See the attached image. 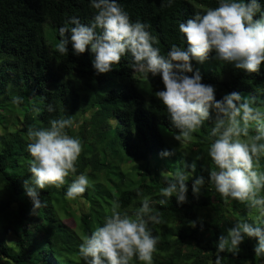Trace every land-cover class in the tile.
<instances>
[{"label":"trees","instance_id":"16d2710c","mask_svg":"<svg viewBox=\"0 0 264 264\" xmlns=\"http://www.w3.org/2000/svg\"><path fill=\"white\" fill-rule=\"evenodd\" d=\"M118 3L131 21L150 25L147 30L156 37L154 47L166 56L172 45L187 48L179 24L197 11L203 14L217 7L219 0H171V6L169 0ZM258 3L264 11V0ZM95 12L90 0H0V124H8L16 112L21 117L14 131H0V264H85L79 254L82 238L103 226L113 202L134 218L144 198L151 201L153 214L159 213L160 223L149 224L153 235L159 236L153 253L155 264H214L219 237L236 222H253L259 215L257 209L222 198L207 182L210 170H216L208 155L215 139L211 136L215 117L210 112V119L189 142H169L163 129L171 137L178 130L155 96L163 86L161 74L139 76L132 68L130 53L104 74L93 68L90 48L77 56L69 43V53L60 54L56 50L59 28L71 17L89 24ZM258 18L259 13L254 19ZM46 25L51 26V32ZM191 65L193 72L200 68L202 83L213 85L221 97L232 92L256 95V106L264 110V64L259 73H249L218 60L213 50L207 60L201 63L193 58ZM13 96L21 97L22 103L14 105ZM49 104L54 111H47ZM60 118L73 120V126L65 131L82 144L77 171L59 189L48 186L38 190L41 203L46 201L47 206L32 215L33 204L24 186L31 179L32 161L27 131L47 128L51 120ZM179 145L189 148L194 158H187ZM164 151L174 154L162 157ZM197 156L201 159L196 160ZM152 158L156 161L150 166ZM194 161L195 172L186 181L187 202L177 203L175 194L162 196L161 189L173 182L176 170L191 172ZM125 162L140 165L127 172L122 169ZM203 164L209 170L201 171ZM258 171L264 172V158ZM81 173L87 175L90 186L81 196L68 199L66 190ZM200 176L206 183L197 197L192 183ZM260 194L264 196V190ZM162 200L165 203L161 204ZM77 202L88 210L74 207ZM64 216L74 219L79 234L63 223ZM192 221L195 227L190 225ZM9 234L17 237L16 247L7 242ZM257 242L245 237L237 255L220 253L221 264H264V256L256 257L254 252ZM130 264L143 262L134 257Z\"/></svg>","mask_w":264,"mask_h":264},{"label":"clouds","instance_id":"9594fccd","mask_svg":"<svg viewBox=\"0 0 264 264\" xmlns=\"http://www.w3.org/2000/svg\"><path fill=\"white\" fill-rule=\"evenodd\" d=\"M90 6L96 10L92 22L85 24L77 17L69 18L59 28L61 39L56 50L62 55L67 54L71 43L73 54L79 56L90 48L94 54L92 66L98 74L110 72L128 53L133 58L135 71L146 76L161 74L164 90L155 92V96L165 106L171 124L178 130L174 138L180 144L189 142L192 134L210 119V110H214L211 136L215 139L208 155L216 170H210L207 182L214 185L222 198H231L259 211L255 221H238L226 235L219 237L214 264H221L220 253L237 255L245 237L256 238L255 255L264 256V227L261 226L264 224L261 219L264 217V196L260 194L264 190V172L258 171L264 158V110L256 106V95L242 96L232 92L217 100L215 87L202 83L199 71L193 72L191 65L193 58L202 63L214 50L218 60L232 64L236 69L259 73L264 64V11L258 0H219L217 7L208 8L203 14L197 11L193 18L179 24L187 48L172 45L166 56L154 47L156 37L147 30L150 25L131 21L118 0H90ZM168 6H171V0ZM257 13L259 18L254 19ZM12 103L18 105L22 98L13 96ZM47 111H54L51 104ZM49 124L47 128H29L27 131L31 141L27 151L32 161L29 167L31 179L26 180L24 186L33 204L32 215L47 206L46 201L41 203L38 190L48 186L61 188L66 178L76 173L75 165L82 152L80 139L65 131L73 126L71 118L54 119ZM253 127L255 134H250ZM173 154L174 151H164L161 156ZM199 159L197 156L196 160ZM190 167L191 172L176 170L173 182L161 189L162 196L171 198L175 194L177 203L187 202L186 181L195 172V161ZM205 183L203 176L194 179V196H199ZM89 186L87 175L81 173L69 184L66 196L75 199ZM150 205L151 201L144 198L133 218L120 211L118 202H113L111 214L105 217L103 226L82 238L79 254L85 264H130L134 257L143 264H152L159 236L153 235L149 224H159L160 220L159 213L153 214ZM190 225L195 227L196 222L192 221Z\"/></svg>","mask_w":264,"mask_h":264},{"label":"rangeland","instance_id":"374dc122","mask_svg":"<svg viewBox=\"0 0 264 264\" xmlns=\"http://www.w3.org/2000/svg\"><path fill=\"white\" fill-rule=\"evenodd\" d=\"M46 27H47V30H48L49 32H51V26H50V25H46ZM197 70H200V68H197ZM137 73H138L139 76H142V77H151V76H152L151 73H149L148 76H146L144 73H140V72H138V71H137ZM161 88H162L161 90H164V85H163ZM161 90H160V91H161ZM215 95H216V99H217V100H220V99L222 98V97L220 96L219 92H217V91L215 92ZM221 95H222V94H221ZM210 112H212V117L214 118V117H215V111H214V110H210ZM20 122H21V117H20V115L16 112V113L11 117V119H10L9 122H8V124H2V125L0 124V131H2V132H3V131H7V132L14 131V130L20 125ZM163 131L165 132V134H166V138L168 139L169 142H173V141L176 140V139L174 138V136H173V137L168 136V131H167L165 128L163 129ZM250 133H253V134H254L253 129L250 130ZM185 146H186V145H185ZM179 147L182 148V151L184 152V154L187 153V155H186L187 158H194V157L192 156V151H191L189 148L184 147V146L182 147V146H180V145H179ZM155 161H156V159L152 158V159H151L150 166H153L154 163H155ZM136 165H140V164H139L138 162H134V163L125 162V163H123V165H122V169L125 170V171H127V172H131V171H132V170H131L132 167H133V166H136ZM141 165H142V164H141ZM133 168H134V167H133ZM207 170H209V166H208L207 164H203L201 171H207ZM73 205H74V207H77V208H79V209H84V211H87V210H88V206H86V205H84V207H81V206L83 205L82 202H77V203H74ZM63 218H64V219H63V223H64L66 226L71 227L73 230H76V232H78V234L80 233V230H79V228L77 227V225H76L74 219L72 220L71 217L66 218L65 216H64ZM6 240H7V242H8L10 245L16 247V240H17V237H16L15 235H13V234H9V235L6 237ZM152 264H155V263L152 261Z\"/></svg>","mask_w":264,"mask_h":264}]
</instances>
